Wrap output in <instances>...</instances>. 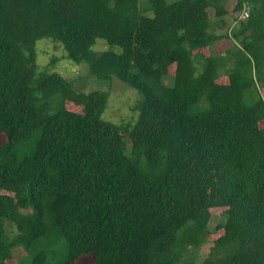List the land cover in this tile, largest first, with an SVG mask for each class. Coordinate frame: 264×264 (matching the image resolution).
<instances>
[{"label": "trees", "instance_id": "16d2710c", "mask_svg": "<svg viewBox=\"0 0 264 264\" xmlns=\"http://www.w3.org/2000/svg\"><path fill=\"white\" fill-rule=\"evenodd\" d=\"M44 38L135 89L137 122L104 120L101 90L66 108L83 93L39 69ZM262 90L264 0H0V264L57 243L58 264H264Z\"/></svg>", "mask_w": 264, "mask_h": 264}, {"label": "rangeland", "instance_id": "374dc122", "mask_svg": "<svg viewBox=\"0 0 264 264\" xmlns=\"http://www.w3.org/2000/svg\"><path fill=\"white\" fill-rule=\"evenodd\" d=\"M175 1V0H170ZM240 16V14H239ZM238 16V19H239ZM228 18V17H227ZM233 16L230 15L228 20H232ZM233 47L231 40L224 41V43H219L214 48V54H223L228 49ZM120 51L118 47H112L108 45L104 40H97L96 43L92 46V50L95 53H102L106 50ZM205 56L209 55V51L204 52ZM37 64L39 69H44L46 71H52L59 73L68 81L78 80L75 83L76 90L82 92L80 94L79 100L73 104V102L66 103L65 107L68 109L75 110L77 112H83L87 108L85 101V95L88 98V94L94 90L106 91L109 93V99L107 108L103 114V119L110 121L122 128L127 125H134L139 117V112L135 111L134 106L141 99L140 94L130 86L120 82L119 80L113 78L109 81H98L89 74V66L87 63L75 64L72 61H69L65 55V49L62 45L54 43L49 38H44L38 41L37 43ZM52 60H56L54 64H51ZM47 67L49 69L47 70ZM43 70V71H44ZM173 73L174 68L169 70ZM29 72V69L26 71ZM166 76L165 81L169 84L172 81V77ZM223 81V79H222ZM79 92V93H80ZM264 95V90H262ZM80 102V103H79ZM5 142L3 136H0V146ZM128 148H130L128 144ZM221 209H216L213 211L214 215L211 221V224L215 226L219 219H215L217 214H220ZM10 231V229H8ZM218 234H209L208 242L198 251L194 252L195 256L199 261H202L206 258L209 248L213 245L215 238ZM50 259L53 264H58L63 258L62 253L65 251L63 244L57 243L54 244V247L51 250ZM15 259L17 262H22L26 257V252L19 248L14 251ZM94 262L93 257L85 255L77 261V264H92Z\"/></svg>", "mask_w": 264, "mask_h": 264}, {"label": "built area", "instance_id": "2783aa9c", "mask_svg": "<svg viewBox=\"0 0 264 264\" xmlns=\"http://www.w3.org/2000/svg\"><path fill=\"white\" fill-rule=\"evenodd\" d=\"M249 17V7L248 6H245L241 13H240V16H239V20H246L247 18Z\"/></svg>", "mask_w": 264, "mask_h": 264}]
</instances>
